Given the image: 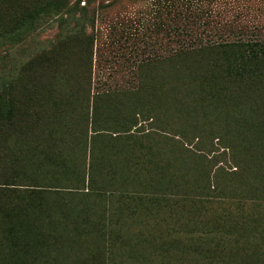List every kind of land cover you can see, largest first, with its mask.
<instances>
[{
    "label": "trees",
    "instance_id": "trees-1",
    "mask_svg": "<svg viewBox=\"0 0 264 264\" xmlns=\"http://www.w3.org/2000/svg\"><path fill=\"white\" fill-rule=\"evenodd\" d=\"M82 1L0 0V264L125 257L101 245L72 196L94 189L99 166H108L99 144L135 131L182 148L176 176L155 167L169 185L153 188L167 193L156 203L184 206V264H264V39L228 30L170 54L161 70L142 64L138 88L125 97L131 105L118 106L125 94L90 93L94 20ZM56 21L69 27L25 60L26 44ZM62 84L80 91L72 118L51 106ZM59 139L90 159L88 182L86 167L75 189L62 185Z\"/></svg>",
    "mask_w": 264,
    "mask_h": 264
},
{
    "label": "rangeland",
    "instance_id": "rangeland-1",
    "mask_svg": "<svg viewBox=\"0 0 264 264\" xmlns=\"http://www.w3.org/2000/svg\"><path fill=\"white\" fill-rule=\"evenodd\" d=\"M80 5L87 7L88 17L94 20L87 29L94 35L90 93L125 94L118 106L131 105L125 97L138 88L142 64L160 65L161 70L170 54L220 41L228 30L236 32V37L264 39V0H83ZM67 27L56 21L41 31L26 44L25 60V54L50 46ZM55 89L59 93L51 103L53 112L72 118L81 107L74 101L80 91L67 84ZM133 135L107 137L99 144L104 149L100 157H106L108 166H99L94 189L85 185L73 190L78 193L72 196L76 214L96 225L102 246L126 250L125 257H106L107 264H184L180 245L185 236L184 206L180 201L173 208L156 203L158 194L163 199L167 193L153 188L169 185L159 178L155 167H164L165 178L176 176L180 160V166L184 162L182 148L164 134L135 131ZM56 143L59 159L65 158L62 185L75 189L74 183L84 177L86 167L88 182V156L73 155L78 151L69 150L64 139Z\"/></svg>",
    "mask_w": 264,
    "mask_h": 264
}]
</instances>
